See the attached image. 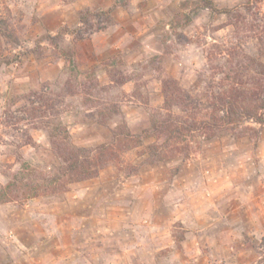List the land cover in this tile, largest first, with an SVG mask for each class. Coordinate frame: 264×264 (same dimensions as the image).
I'll use <instances>...</instances> for the list:
<instances>
[{
  "label": "rangeland",
  "instance_id": "374dc122",
  "mask_svg": "<svg viewBox=\"0 0 264 264\" xmlns=\"http://www.w3.org/2000/svg\"><path fill=\"white\" fill-rule=\"evenodd\" d=\"M213 1L218 9L233 13L212 12L199 0H0V187L22 171L24 163L56 171L61 163L50 133L60 139L62 128L74 145L88 149L109 143L111 130L123 125L141 134L151 126L153 114L166 110L163 82L168 78L194 105H209L231 85L252 86L256 59L264 64V0ZM84 15L87 23L81 22ZM172 111L181 113L175 107ZM188 139V158L176 156L151 165L150 137L122 152L119 161L108 163L98 176L66 186L63 198L39 191L38 197L0 203V236L13 244L0 247V264H66L68 258V264H92L78 262L92 253L98 254L93 264H118L117 258L102 255L106 249L119 251L113 242L131 239L134 229L147 235L150 221L138 210L144 197L166 208L190 194H197L200 204L213 199L221 210L228 207L227 221L233 226L229 235L239 239L225 258L218 257L219 250L209 264H226L236 248L252 251L256 259L239 264H264V126L245 120L211 140L200 131ZM226 151L228 192L238 187L229 199L213 195L220 190L213 187L215 176L224 171L222 163H214ZM252 161L255 181L239 171ZM189 175L195 177L192 184ZM178 176L180 183L174 181ZM81 189L85 198L73 199ZM128 191L132 195L122 197ZM238 192L256 194V202L240 203ZM113 198L138 206L126 220L134 228L123 233L107 229L112 221L123 220L105 206ZM91 207L100 214L90 213ZM231 207L238 212L231 213ZM54 208L66 210L67 216L48 217L46 212ZM81 216H94L99 223L82 227ZM171 216V211H161L152 222L170 227L167 239L181 248L188 230L180 222L170 224ZM204 245L200 249L207 252L202 254L215 248ZM156 259L144 264H158Z\"/></svg>",
  "mask_w": 264,
  "mask_h": 264
},
{
  "label": "trees",
  "instance_id": "16d2710c",
  "mask_svg": "<svg viewBox=\"0 0 264 264\" xmlns=\"http://www.w3.org/2000/svg\"><path fill=\"white\" fill-rule=\"evenodd\" d=\"M199 2L212 12L233 13L227 8L218 9L213 0ZM81 22L87 23L88 17L82 16ZM251 83L252 86L245 83L228 86L209 105H194L182 97L176 82L168 78L163 82L166 110L152 115L149 128L141 134L131 133L127 125L112 129L110 142L94 149L74 145L66 128L58 132L60 139L52 132L50 138L60 166L54 172H45L24 163L22 171L13 174L8 183L0 187V203L38 197L39 191L54 199L63 198L66 186L98 176L108 163L119 161L122 152L140 145L146 138H154L147 152L149 163L156 165L171 157L188 158L191 150L188 138L199 131L211 140L222 130L245 120L264 126V64L259 59H256V77ZM174 107L181 113H174Z\"/></svg>",
  "mask_w": 264,
  "mask_h": 264
},
{
  "label": "crops",
  "instance_id": "0c3cea01",
  "mask_svg": "<svg viewBox=\"0 0 264 264\" xmlns=\"http://www.w3.org/2000/svg\"><path fill=\"white\" fill-rule=\"evenodd\" d=\"M106 138H109V136L107 135ZM103 141H105V139ZM226 153L227 151L222 153L220 155L221 160H218L216 161L217 163H214L217 164V166L219 167H220V163H222L221 168L223 170L224 167V171H223V175H221L220 177L215 176V179L213 181V187L215 189L218 187L220 190L213 195L220 193L218 195L219 198L226 196V199H229L234 196V194L231 192L238 190V187H235L234 189H232L231 192H228V189L230 188L229 186L230 175L227 174L228 173L227 166H223L224 160L228 162V160L226 159L227 156ZM262 162H264V157L262 158ZM253 166H255L254 161L244 164V167H240V169H242L239 170L240 172H242L240 173L242 174L241 176L242 177L246 176V178H250L252 181H255L251 177L252 176L251 171H254ZM194 178L195 177H192L191 175L188 176L187 180L188 182H190L189 184H192L194 182ZM179 179L180 177L178 176V178L176 177L174 181H178L180 183L181 181ZM231 180H232V176H231ZM3 183H4L3 179L0 178V184L3 185ZM189 184L186 186H189ZM248 184H250V182H248ZM181 186L183 185L179 184L178 187ZM131 192L132 191L125 192L124 194H122V197L131 196L132 195ZM153 193H157V192L153 191L151 194ZM86 194H87L86 190L81 189L79 192H77L76 195H74L73 199L81 200L85 198L83 196H86ZM250 195L251 192L248 193L242 192L237 197V199H239L240 203L243 202V199L252 200L256 202V194L253 196ZM120 196L121 195H119V197ZM156 197L161 198V195L158 194ZM196 198H198L197 194L196 195L190 194L188 198L183 199L181 202L179 203L173 202L172 204H168L166 208H163L161 204L155 205V203L152 200H150L148 197L146 198L144 197L143 198L144 200L139 202L141 203L142 208H138V210H140L143 218L148 219L150 221L149 223L150 225L145 226V230L148 231L146 233L147 235H145V233L141 235V233L136 232L134 229L133 237H131V239L116 240L113 242L114 247L117 245L119 246V251L118 248H114L110 250L106 249L107 252L105 251L104 252L107 254L102 256L103 257L106 256L107 259H110V257L117 258L116 260H114V262H118V264H131L132 261L133 262L137 261L135 259H137L138 256L144 257V259L143 258L140 259L139 264H144V262L148 260L152 263V261H155L156 257H157L156 262L158 264H209L208 261H212V259L217 258L215 256L217 253L215 252H218L220 250L219 253L222 254L218 257L225 258V255H227L225 252L228 249V247L232 245L231 247L233 248V246L237 244L234 242L239 240L235 236L231 238L229 235L230 231L233 230V226L232 227L229 226V223L227 221L228 213L226 209L228 207L221 210L219 205L216 206L214 204L213 199L210 202H208V204L206 202V204L203 205L200 204L199 202H196ZM70 199L71 197H68L67 200L69 201ZM64 203L66 204L67 202ZM131 203L132 202L130 200H125L124 202H120L119 199L116 198L110 199L108 201V203L105 205L107 206L106 208H108L111 212H113L112 210L117 211L118 212L117 215H120V218L123 220L118 222L112 221L113 223L107 229L115 230V231L121 230L123 233L124 230L134 228V225H129L127 224L126 221L129 220L128 215L132 214V212H135V209L138 207L135 204L131 205ZM71 204L73 205V202ZM209 204L210 206H207ZM92 208L95 207H91L90 213H92L93 215L97 213L100 214V212H98L96 208L94 210ZM231 208H233L232 211ZM231 208L228 209L231 213L238 212V210L235 209L234 207ZM168 210L172 212V216H171L172 219L170 224H175L176 222H180L186 227V230H188L187 238L181 244V248H178L176 246V243L173 238L167 239V237L169 236L168 231L170 230V227L169 228L159 227L161 223L152 222L157 219V216L160 215L161 211H168ZM65 211H59L56 208H54V210L47 211L46 213L49 215L48 217L63 219L64 216L62 214H65V216H67V213ZM111 212L109 213V215L112 214ZM114 213L116 214V212ZM1 214L2 212L0 210V215ZM79 219L85 220L82 223V227L84 225L85 226L91 225L90 227L96 228L97 224L99 223L98 221L99 219L94 218V216L91 219L85 216H81L79 217ZM236 226L238 225L235 224V227ZM243 228L244 227L239 229H243ZM208 233H213V235L207 237ZM231 234H233V232H231ZM205 242H207L210 246L215 247L211 253L209 252L210 253L209 255L202 254L201 250L204 251L205 253L207 252V250H203L202 248L200 249V247H205L204 245ZM9 245L13 246L12 243L9 244L4 242V239H2V237L0 236V247L4 248V246H9ZM110 245L111 243H108V246ZM241 245H244V241H241ZM102 249L104 248H101L100 250ZM94 250L95 249H93L92 252ZM222 250H225L224 253ZM212 254H214V256ZM253 254L254 253L252 251L251 252H248L246 250L240 251L237 250L236 248L235 255L229 257L226 260V264L227 261L228 264H239V262H243V260L244 261L251 260L252 262H254L256 259L253 256ZM90 257L92 259H90ZM97 257L98 254L92 253V255L87 258L80 257L78 262L91 263L92 260V264H93L95 263L94 260H96L95 258ZM68 263H71L69 261V258L66 259V264Z\"/></svg>",
  "mask_w": 264,
  "mask_h": 264
}]
</instances>
